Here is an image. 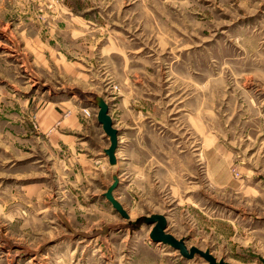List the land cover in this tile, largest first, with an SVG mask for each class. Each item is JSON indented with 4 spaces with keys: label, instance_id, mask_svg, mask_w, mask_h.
Returning a JSON list of instances; mask_svg holds the SVG:
<instances>
[{
    "label": "rangeland",
    "instance_id": "374dc122",
    "mask_svg": "<svg viewBox=\"0 0 264 264\" xmlns=\"http://www.w3.org/2000/svg\"><path fill=\"white\" fill-rule=\"evenodd\" d=\"M154 215L263 264L264 0H0V264H207Z\"/></svg>",
    "mask_w": 264,
    "mask_h": 264
},
{
    "label": "water",
    "instance_id": "95a60500",
    "mask_svg": "<svg viewBox=\"0 0 264 264\" xmlns=\"http://www.w3.org/2000/svg\"><path fill=\"white\" fill-rule=\"evenodd\" d=\"M95 106L98 109L97 122L101 125L104 134L108 137L110 145L109 148L104 150L105 156L108 158L110 165L116 163L115 152L118 147V132L113 128V123L109 115L108 104L102 98L96 97L94 99ZM118 185L117 177H114L113 184L107 189L105 194L106 200L111 204L112 208L117 212L121 218L128 220L129 216L123 210L122 206L115 200L113 192ZM147 226H152L149 234L150 240L155 244H163L169 246L175 251H178L181 257L190 260L195 255L204 259L207 264H228L224 261H216V259L208 252H202L194 247L188 249L184 240H177L171 234L167 233L166 218L162 215H154L146 219ZM264 264V262H263Z\"/></svg>",
    "mask_w": 264,
    "mask_h": 264
},
{
    "label": "crops",
    "instance_id": "0c3cea01",
    "mask_svg": "<svg viewBox=\"0 0 264 264\" xmlns=\"http://www.w3.org/2000/svg\"><path fill=\"white\" fill-rule=\"evenodd\" d=\"M85 77V76H84ZM86 91V89H84V92ZM130 105H131V103H129ZM48 111V114L50 115V114H52L53 115V112H51V110H47ZM53 111V110H52ZM57 116V115H56ZM57 120H58V118H57ZM56 120V123L58 122ZM111 120H113L112 118H111ZM56 123H54L55 125H56ZM92 124H96V127L98 126V123H97V121H94ZM64 126V125H63ZM114 127V126H113ZM98 128V127H97ZM60 129H62V127L61 128H59V129H57V131H59ZM98 130L100 131V137H101V139H104V140H107V139H105V136H104V134H103V131H102V129L101 128H98ZM115 130H117V129H115ZM108 141V140H107ZM126 141H128V138L127 137H123V136H118V144H124ZM108 143V142H107ZM121 151V150H120ZM122 152V151H121ZM121 152H118V153H116L115 154V158H116V165L118 164V159H120L121 158V160L123 159L122 158V156H123V153H121Z\"/></svg>",
    "mask_w": 264,
    "mask_h": 264
}]
</instances>
